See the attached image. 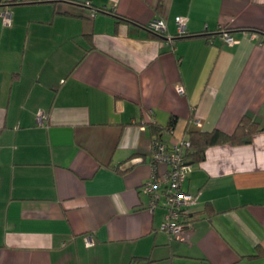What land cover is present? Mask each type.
Here are the masks:
<instances>
[{
  "label": "crops",
  "instance_id": "crops-1",
  "mask_svg": "<svg viewBox=\"0 0 264 264\" xmlns=\"http://www.w3.org/2000/svg\"><path fill=\"white\" fill-rule=\"evenodd\" d=\"M2 7L0 264H264L248 257L264 250V129L192 163L195 220L177 235L142 189L155 136L171 146L189 131L231 133L244 115L264 127V0ZM158 17L171 41L146 28Z\"/></svg>",
  "mask_w": 264,
  "mask_h": 264
},
{
  "label": "built area",
  "instance_id": "built-area-1",
  "mask_svg": "<svg viewBox=\"0 0 264 264\" xmlns=\"http://www.w3.org/2000/svg\"><path fill=\"white\" fill-rule=\"evenodd\" d=\"M0 19L4 24L11 23V11L9 8H0ZM187 17L176 16L177 36L186 35ZM147 28L162 36H166L170 41L172 36L167 35L166 21L162 17L151 20ZM223 41L229 45L235 42L234 37L227 32L222 34ZM177 91L184 93V87L177 85ZM43 114H37L38 122L42 121ZM199 124V122L197 121ZM189 142L179 139L174 145L168 147L161 141H152L150 150V165L152 173L148 180L142 185L143 191L149 196V208L162 206L165 210L161 229L170 235H177L186 227L191 225V221L186 217L190 208L197 202V193H192L184 187V181L192 170V164L185 162L183 156L184 147ZM160 165H164L163 171H158Z\"/></svg>",
  "mask_w": 264,
  "mask_h": 264
},
{
  "label": "trees",
  "instance_id": "trees-1",
  "mask_svg": "<svg viewBox=\"0 0 264 264\" xmlns=\"http://www.w3.org/2000/svg\"><path fill=\"white\" fill-rule=\"evenodd\" d=\"M9 1L11 4L16 2H23V0H9ZM118 18L121 20L129 21L128 19H125L122 16L121 17L118 16ZM148 30L150 35L152 36L160 37V38L162 37V35L153 32L150 29ZM186 35H182V36H186ZM174 124H175V119H171L168 128L169 131L172 132V128ZM150 128L152 130V133L155 135H157L161 130V127L154 123L150 124ZM261 129H264V127H261L258 123L252 121L248 115H244L240 119L234 131L231 133H225L219 129H212L210 131H200V130L189 131V138H180L187 140L189 142V144L185 146L183 150V156L185 162L192 164L193 162L195 163L202 160L204 158L206 149L210 146L223 145V144H232V145L247 144L251 141L253 134ZM153 141H161V140L157 136H155L153 138ZM175 143H173L172 145H174ZM186 217L191 222L195 220V218H193L192 212H189L186 215ZM261 255H264V250L260 249L259 247H256V253H254L253 255H248V257L253 258ZM140 260L141 259L133 258L129 264H136V263L139 264Z\"/></svg>",
  "mask_w": 264,
  "mask_h": 264
}]
</instances>
